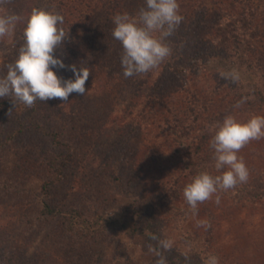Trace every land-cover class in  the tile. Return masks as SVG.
Here are the masks:
<instances>
[{"label": "rangeland", "instance_id": "374dc122", "mask_svg": "<svg viewBox=\"0 0 264 264\" xmlns=\"http://www.w3.org/2000/svg\"><path fill=\"white\" fill-rule=\"evenodd\" d=\"M215 1L180 0L184 6L182 14L190 11L196 18L188 25L191 29L197 22L205 23L204 17L213 15L208 9ZM242 1H235L238 9H242ZM31 2L27 5L26 0H6L0 5V14L12 12L26 20L35 8V2ZM44 3L45 9L63 14L62 27L69 34L56 55L69 66L75 63L87 67L91 75L84 95L73 93L64 103L58 99L38 100L42 120L52 118L54 128L75 148L74 160L58 184L52 185L51 181L54 174L49 162L54 146L50 138L30 126L19 129L20 121L27 124V116H13L12 123H5L0 115V139H6V144L0 146V246H12L17 254L22 250L23 264H156L161 252L158 240L150 235L152 227L157 226L161 232L159 239L172 243L170 250H163L166 253L186 254L191 259H197L198 254L205 264L209 255L217 256L219 264H264L261 205L221 210L209 203L213 194L206 202L218 215L220 243L215 248L208 247L204 211L199 206L194 211L183 195L185 187L200 174L192 175L183 169L181 152L189 143L186 137H176L174 143L168 141L172 139L166 132L170 123L162 131L153 124L150 112L153 105L164 116L184 111L190 117L189 123L197 115L205 118L212 110L211 106L204 108L210 105L214 81L222 77L232 79L229 74L233 71L242 81H253V70L212 56L207 61L206 73L199 70V76H178L172 69L165 76L157 68L147 74L125 77L112 42L114 17L125 12L136 16L146 7L145 0H45ZM22 29L24 23L11 37L0 39L1 70L9 65L7 43L17 44L22 39L16 40ZM166 42L173 52L179 37H169ZM176 55L180 56L177 50ZM183 58L188 60L187 55ZM58 74L65 78L73 75L67 69ZM162 78L167 81L162 86L172 80L185 91L165 103ZM252 110L249 118L257 112L264 115V105ZM191 111L196 113L190 114ZM175 147L180 152H175ZM141 157L145 167L149 158V165L161 166L159 171L150 168L153 171L142 173L138 161ZM41 200L52 204L53 215H44ZM78 208L85 212L97 208L103 215L94 226L79 224ZM84 227L88 228L89 236L79 234V228ZM167 264L172 263L167 259Z\"/></svg>", "mask_w": 264, "mask_h": 264}, {"label": "trees", "instance_id": "16d2710c", "mask_svg": "<svg viewBox=\"0 0 264 264\" xmlns=\"http://www.w3.org/2000/svg\"><path fill=\"white\" fill-rule=\"evenodd\" d=\"M31 1L26 0V4L31 5ZM33 1L35 2V8H44L45 0L40 2L39 0ZM235 1L216 0L212 8L208 9L212 11L213 15L209 16L210 18L204 17L205 23L197 22L193 29L188 25L194 23L196 18L192 16L190 11L184 16L182 14V7L184 6L180 4V12L184 19L174 34L170 36V38L179 37V44L175 45L172 55L157 67L162 69V74L165 76L169 74L168 72L171 69L174 72L173 74L178 76H199L200 74H197L199 73L198 71L202 70L204 74L210 57L220 56L241 69L253 70L255 73V80L253 81H242L240 78L239 80H233L223 77L216 79L214 81L216 84L214 92H212L211 101L209 102L210 105L204 108H210L211 106L210 114L205 118H198L197 115L196 118L194 117L193 124L188 122L190 117L184 111H179V114H174L172 117L169 115L164 116L159 108L155 109L152 105L154 110L150 112L153 116V124L165 131L167 126L164 125L170 123L166 132L168 137L172 139L167 138L169 139L168 141L174 143L177 142L176 137H186L189 145L185 151L181 152L184 156L183 169L192 175L205 171L212 175L220 174L215 168V150L211 144L218 126L229 115L234 116L238 121H247L250 119L248 113L252 112L253 108L257 110V106L264 105V1L244 0L242 1V9H238L235 6ZM21 27L22 23L18 24L16 29L18 30ZM196 27L201 28V33L199 28L196 29ZM21 37L22 39L18 40L17 44L15 42L12 44L7 43L8 55L10 56L9 64L14 63L19 55L20 48L25 43L23 29L19 31L16 40ZM112 42L121 59L124 52L122 43L116 39ZM205 42H208V44L204 45ZM176 50L180 53V56H175ZM186 55L188 60L183 58ZM0 72V77L5 76L8 72V66L2 70L0 69ZM161 81H163L161 86L166 85L167 81H165V78H162ZM162 87L167 96L165 103L172 102L176 95L185 91H181L183 88L179 89L172 80H170L169 85ZM238 103H240L239 107H237ZM191 113L196 112L191 111ZM0 115L5 123H12L13 116H27V124L20 121L19 129L32 127L35 131L50 138L54 146V153L49 162V167L52 169V174H54L51 181L52 185L53 183H60L69 163L74 160L75 148L71 143L65 141L61 133L54 128L52 118L47 117V121L42 120L44 116L40 113L38 100L32 107H28L18 102L14 106L10 97L0 98ZM255 115L264 116L258 112ZM5 144L6 139H0V146ZM174 150L175 152H180L178 147H175ZM239 156L243 158L248 167L249 179L245 183L237 184L235 188L226 191L219 190L214 194L212 201H208L213 204L214 208L241 210L252 208L255 205L264 207V137L259 142L252 140L246 144L239 150ZM143 159L141 157L138 160L143 168L141 170L142 173L148 174L152 170L150 168L159 171L161 166L149 165L148 162L151 160L149 161L148 158L147 167H145V160ZM217 196L219 197V203H217ZM40 203L41 211L44 212V215H53V206L48 200H41ZM209 203L204 201L199 203L198 206L204 211L206 218L205 235L207 242L209 241L208 247L215 248L216 246L214 245L220 243L217 235L220 226L218 215L214 212V209L208 207ZM102 215L103 212L97 208L87 209V212L78 208L79 219L77 221L79 224L94 226L99 223V218ZM219 219L222 218L219 217ZM148 226L151 225L148 223ZM79 229V234H87L89 236L88 228ZM159 231L157 226L152 227L150 236L155 235L159 238L161 235ZM158 249L172 264H205L202 256L198 254L196 255L197 259H191L186 254H178L177 252L166 253L159 246ZM22 253L21 250L17 254L12 246H0V261L5 260L4 264H23L21 261Z\"/></svg>", "mask_w": 264, "mask_h": 264}, {"label": "clouds", "instance_id": "9594fccd", "mask_svg": "<svg viewBox=\"0 0 264 264\" xmlns=\"http://www.w3.org/2000/svg\"><path fill=\"white\" fill-rule=\"evenodd\" d=\"M4 3L6 0H0V5ZM145 5L136 16L125 12L114 17L112 35L123 45L121 65L125 77L147 74L169 58L172 48L166 42L167 38L184 19L179 0H145ZM64 22L63 14L45 8H33L26 20L12 12L0 14V39L11 37L17 25L24 23L25 41L14 63L8 65L7 74L0 77V98L10 97L14 106L20 102L32 107L37 100L58 99L64 103L73 93L84 95L88 91L89 69L75 63L69 66L56 55L69 35L62 27ZM64 69L71 71L72 77L58 74ZM229 75L233 80H239L237 72ZM262 137L264 116L255 115L247 121H238L231 115L225 117L211 141L215 150V168L220 174L201 172L184 189L183 195L194 211L199 203L210 199L219 190L226 191L247 182L249 170L239 156V150ZM152 239L158 240L162 250L172 247L168 239H159L155 235ZM156 264H167V258L159 254ZM206 264H219L218 257L209 255Z\"/></svg>", "mask_w": 264, "mask_h": 264}]
</instances>
